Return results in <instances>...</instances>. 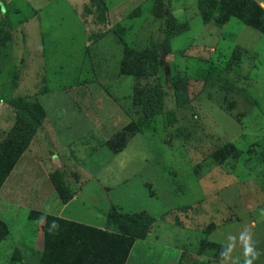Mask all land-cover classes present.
Returning a JSON list of instances; mask_svg holds the SVG:
<instances>
[{
    "label": "rangeland",
    "instance_id": "1",
    "mask_svg": "<svg viewBox=\"0 0 264 264\" xmlns=\"http://www.w3.org/2000/svg\"><path fill=\"white\" fill-rule=\"evenodd\" d=\"M90 1L38 0L42 9L36 11L26 0H0V141L12 126L15 104L22 101L41 110L43 118L21 159L41 161L52 186L64 194L71 193L67 183L77 180L78 167L102 168L112 206L122 214L143 212L146 221L153 215L179 226L183 217H193L212 230L236 220L234 210L221 203L222 191L247 188L250 183L248 193L258 196L261 208L264 36L236 20L221 27L202 24L196 11L188 10L187 31L169 41L170 55H161L153 74L147 55L160 20L151 15L150 1L124 2V12L139 4V14L125 15L109 30L100 25V15L96 27H91L86 19L90 20L91 7L102 13L104 8L103 0ZM235 37L247 46L248 54L241 60H248V67L233 71V60H227ZM179 53L184 62H172L174 57L180 60ZM207 56L213 63L202 64ZM171 76L186 79L182 86L188 101L175 107L173 99L165 97L174 122H167L165 114L157 115L147 128H130L125 139L115 141L114 136L136 118L131 109L133 87L145 90L156 85L165 91ZM128 159L136 171L119 174ZM200 182L205 189L212 183L214 195L203 196L192 211L180 208L190 186ZM10 211L4 215L7 236L0 240V264L23 260L40 264L43 219L19 207ZM250 215L255 224L253 248L259 264H264V221ZM110 228L116 232L114 224ZM71 236L88 237L90 250L98 255L108 247L123 250L118 234L76 230ZM193 247L183 255V264L207 263L210 256L224 252L223 245L208 246L205 239Z\"/></svg>",
    "mask_w": 264,
    "mask_h": 264
},
{
    "label": "crops",
    "instance_id": "2",
    "mask_svg": "<svg viewBox=\"0 0 264 264\" xmlns=\"http://www.w3.org/2000/svg\"><path fill=\"white\" fill-rule=\"evenodd\" d=\"M87 1L88 3H91L90 0ZM129 1L132 0H103V13L101 10H97V7L93 5L91 7L92 12L89 14L90 20L89 17H86V19L90 21L91 27L95 28V18L100 15L103 18V22L100 23V25H104V27L109 30L113 26L120 24L122 17L127 15L129 9L124 12L123 8L124 2L128 3ZM148 1H150L152 6V0ZM213 1L217 2L219 0ZM252 1L255 2L264 12V0ZM26 2L27 4L29 3V5L36 11H40L42 9V5L38 2V0H26ZM161 2L167 6L165 10L169 12L170 16L176 21V23H185L187 29L188 25L185 22V18L188 10L193 9L196 11L199 21L202 24L212 23L214 26L221 27L228 24L230 20H236L235 18H229L223 25L219 26L214 22L213 17L215 14H211L209 19L207 18V21L203 22L201 12H206L208 15V11L203 9L200 10L198 7V0H161ZM138 5L139 4H136L132 10ZM112 20L115 21L112 22ZM243 26L248 27L264 36V34L249 26ZM186 31L187 30L184 32ZM240 31L242 32L243 30ZM158 35L159 33L157 31V38ZM249 35L251 36V34ZM233 41L235 46L232 48L228 56V60L233 52V49L239 48L240 50L237 59L234 61V64L231 65V68H233L234 71V69L239 70L243 65L248 67V64L246 63L248 60L245 62L241 60L243 56L248 54V50L245 42H241L238 37H235ZM99 42H101V40H99ZM167 50L168 51L165 56L168 54L170 55L169 42ZM209 51L214 52L212 49ZM161 55L163 54L160 50V57ZM179 55L180 60L177 59L174 61V57L172 62H184V58L181 57L182 54L179 53ZM192 60H195V58L192 57ZM206 61L213 63L208 56L207 58L205 57V60H202L201 63L204 64ZM214 62L221 64L220 60L218 61L214 59ZM185 76H187V74H185ZM123 116L129 121L130 117L128 118L124 114ZM126 119L122 118L121 121L124 122ZM21 157L22 155L19 157L20 160L17 159L13 168L10 170L0 186L1 222L6 225L8 223L4 218L5 210H7L11 215L10 210H14L19 207L20 209L26 211L48 215L57 219L83 225L88 228H94L100 231L106 230V214L109 212L113 204L108 198V189L105 185L106 180L104 182V179L102 178V168L101 170L90 171L87 168L78 167L77 171H75L77 180L69 181L67 183V188L72 193L71 198L66 201H62L59 199L58 194L54 190V187L49 180V174L43 164H41L42 162L35 161V159H33V161H25L22 160ZM121 157L124 162L125 156L122 154ZM20 161L21 165H19ZM129 161L130 159L126 161V164L123 163L119 174L122 173L121 171H125V175H132V172L134 173L136 171V167L133 169L129 167ZM251 184L252 183L247 185V188H234L231 189L230 192L226 190L222 191L221 203L234 210L236 220L226 223L220 227H215L207 234L203 233L206 225L198 223L193 217H183L179 220V226H176L173 224V221L171 222L167 219L157 218V216L150 214L152 219L145 237L143 239H135L132 242L123 264H183V255L185 252L193 251V245L196 246L197 243H200V241H203L204 239L207 243L223 245L227 252L222 259H216L212 258V256H208L209 262L201 264H253L254 262L259 264L257 261L258 252L253 248L252 244V229L255 227V224L251 220L250 214L254 213L257 215L259 220L264 221V204L261 208H257L256 201L259 200L257 198L258 196H255L254 193H248L247 190L250 189L251 191ZM214 187L215 186L210 183L207 184V189H205L203 183L201 182L191 185L188 195L185 198V202L181 203L180 208L187 207L192 211L195 205L201 203V198L203 196L214 195ZM140 210L143 209L136 211ZM14 213L15 212L12 214ZM30 223H33V221ZM176 235L180 236L178 237L179 240L174 239L176 238ZM190 243L192 246L191 248ZM134 251L137 253L134 254ZM27 255L30 256V254ZM132 256H134L133 259ZM130 258L131 262H129ZM22 262L24 263L25 261L23 260Z\"/></svg>",
    "mask_w": 264,
    "mask_h": 264
},
{
    "label": "trees",
    "instance_id": "3",
    "mask_svg": "<svg viewBox=\"0 0 264 264\" xmlns=\"http://www.w3.org/2000/svg\"><path fill=\"white\" fill-rule=\"evenodd\" d=\"M166 7L161 0H152L150 13L155 19L160 20L158 38L156 41H152L147 55V63L150 64L153 74L159 66L160 53L158 49L161 50L163 55L167 54L169 40L187 30L185 23H176L169 12L165 10ZM198 7L200 10L208 11V15L206 12H201L203 22H206L211 14H215L213 18L216 25H223L229 18H235L240 24L249 26L264 34V12L252 0H219L217 2L213 0H198ZM134 12L139 14L137 7L130 11L127 16H131ZM239 51V48L233 49L228 62L230 59L234 62L239 55ZM185 80L182 77L171 78L169 88L165 91L156 85L151 89L145 90H137L133 87L131 109L136 114V118L132 120L133 123L122 128V131L118 132L113 139L115 141L117 137L125 139L124 133L128 132L130 128L135 129L137 126L147 128L157 115L165 114L167 122H174L175 119L172 111L166 108L165 97L173 99L175 107L185 105L188 102L186 91L184 86H182ZM14 110L12 126L7 135L5 134L4 139L0 141V186L43 118L41 110H37V108L35 110L31 109L28 104L22 103V101L17 105L15 104ZM124 142L125 140L122 141L123 144ZM54 190L62 201L71 198V193L68 191V194H64L63 191H58L56 187H54ZM144 214L143 212L122 214L116 207L112 206L106 214V230L100 231L31 211L33 217L38 216L39 219H43L41 226L43 237L40 264H123L132 242L135 239H143L148 230L147 225L148 222L150 224L151 219L149 218V221L143 219ZM47 222H52L55 226H47ZM111 224L116 226V232L110 228ZM6 229L5 224L0 221V240L7 236ZM76 230L95 231L106 236L118 234L120 235L119 241L123 243V250L118 251L117 249L108 247L109 251L108 248L103 249L100 255H98L95 250H90V239L88 237L71 236ZM210 230L206 226L203 233L207 234ZM84 235L89 234L85 233ZM68 238L71 239V242L74 239L76 242H73L72 245ZM206 244L208 246H216V244L207 242ZM223 249L224 252L221 255H214V257L217 259L222 258L227 252L225 247Z\"/></svg>",
    "mask_w": 264,
    "mask_h": 264
},
{
    "label": "water",
    "instance_id": "4",
    "mask_svg": "<svg viewBox=\"0 0 264 264\" xmlns=\"http://www.w3.org/2000/svg\"><path fill=\"white\" fill-rule=\"evenodd\" d=\"M158 52L160 53V49H158Z\"/></svg>",
    "mask_w": 264,
    "mask_h": 264
}]
</instances>
